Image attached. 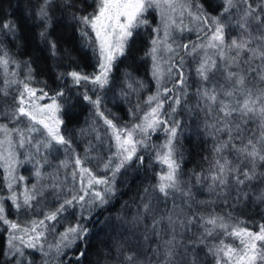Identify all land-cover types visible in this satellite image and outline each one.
I'll use <instances>...</instances> for the list:
<instances>
[{"label": "snow or ice", "instance_id": "snow-or-ice-1", "mask_svg": "<svg viewBox=\"0 0 264 264\" xmlns=\"http://www.w3.org/2000/svg\"><path fill=\"white\" fill-rule=\"evenodd\" d=\"M64 6H71V0H61ZM95 8L92 12L73 15V19L78 21L81 25V35L88 38L89 46L93 48L94 56L98 54L97 71L91 75L83 74L79 71H71L66 75L72 78L74 84L79 85L82 81L91 83L100 90H104L110 82V73L114 62L122 55H124L130 39L134 35V30L141 25H147L148 20L145 13L149 9L159 10L161 16V24L163 27V36L159 35L160 28L153 29L157 32V36L152 39V47L149 49L146 56H151L152 59V76L157 81V91L154 95H150L146 103L150 110L144 113L143 118L139 123L133 124L131 127L125 125L118 126L112 119L104 116L100 111L101 96L98 95L96 99L85 94L84 99L91 103L97 111V114L103 118L104 124L111 132V138L115 141V152L111 153L107 160L103 162V168L106 172L104 177H97L91 168L86 165L89 163L88 153L91 146L85 149L84 156L76 154L74 159L66 158L61 161V167L68 168L73 165L72 179L76 180L77 176L80 179V189L83 195L73 194L70 199H64L63 203L53 210L46 212L43 219L30 220L21 223L19 220L9 219L8 208L6 201L10 200L12 207L17 213L23 209H32L34 207L33 201L37 200L38 196H43V190L37 189L34 184L31 188L25 186L23 192L15 190V185L18 181H24V176L17 177L15 175L17 167L25 161L17 159V148H24L26 144L32 145L36 148V154H40L41 147L50 149L53 147V142L56 145L64 146L65 152L71 149V141L61 134L60 125L63 121L59 118L62 105L58 103V97L64 96L63 91L57 92L55 95L49 97L48 93L42 88L36 89L31 86L33 80L32 70L30 65L25 62L28 71L23 79H16L18 73L15 70L9 69L10 64H14L16 68L20 67V63L15 61L9 55L6 49L4 40L8 36L16 37L17 28L11 21H5L0 24V70H3L5 75L10 74L13 79L4 80V88L0 89L3 94L7 96L8 88L13 85L16 86L18 97H14L15 106L11 110L10 119L19 122L21 118H26L29 123L25 128H9L7 124H0V167L4 168L6 187L9 190L7 197L0 196V226H6L8 232L7 250L4 256L9 261H15V264H24L25 251L24 249H36L45 256L42 238L45 233L54 229L50 222L57 221L61 213L65 212L67 208L79 205L83 210L85 204L94 205L97 202L104 204L110 194L115 193L113 187L117 175L121 169L130 165L134 158L143 163V157L137 156L138 146H146L145 141L149 137L150 131H156L163 127L166 140L160 145L156 151L155 159L162 165V171L158 174V183L154 186L165 199L171 195L173 191H181L180 181L178 179L179 164L177 163L174 153L176 151L174 140L177 137V129L179 122L173 121L169 124L168 119H161L162 109L166 100H173L175 105L181 104V94L177 93L169 96V93L176 92L175 85L173 88L163 87L161 81L165 75V70L161 66L162 57L160 52L163 50L173 55H178L176 49L180 45L173 47L175 40L173 38V30L179 29L184 31L185 25L183 20L177 23L176 19L168 15L169 11H176L175 0H93ZM223 7L219 15L209 16L203 10V6L198 3H193V0H184L181 3V16L186 11L194 20L200 21L205 28L199 29L205 32L206 44L192 45L191 51L196 52L198 48L214 49L213 55L218 56L221 61L225 62V71L227 73L226 79L231 82L232 90L224 91L225 97H232L235 92H241L244 96L242 102L237 101L233 106L230 101L219 99V94L216 89L205 88L202 92L198 91L197 95L201 100L209 103V106L220 104L219 111L223 113L222 126L216 128L217 132H226L228 139L214 147V152L220 154L231 146V148L239 155L243 156L244 160L250 167H243L240 165L233 167L231 162L224 157L215 161L214 172L211 175L212 184L209 186V191L217 192L220 196L226 195V189L229 185V176L232 175L233 182L237 186V196L241 194L247 195L243 192V187L246 182L256 180L258 177H264V172H258V167H264V83L258 90V94L252 88L246 87V77L239 73L231 71V65H238L241 54L245 52L251 55L245 61L249 64L251 71L258 72V78L264 82V64L258 69L251 68V62L259 58L264 62V0L261 3L253 6L249 0H222ZM55 4V0H41L36 12V17L43 23V30L39 33L41 40L47 41L52 54L56 55V44L54 41L48 40V28L51 26L52 16L50 10ZM244 5L245 7H241ZM197 8V12L193 13L191 9ZM235 10V15H233ZM227 16V19L225 17ZM236 27L240 30V35L234 37L230 42L226 40V29ZM91 29V32L88 31ZM92 34L95 39H92ZM171 41V43H170ZM257 42L256 47H252L253 42ZM187 52L189 45H183ZM234 52L235 55L229 57L227 52ZM172 57L169 56V60ZM183 59L181 58V65ZM177 68L175 64L167 68L168 77L171 78L176 75L173 69ZM217 68V60L208 55L205 51V56L201 59L199 67L196 69L197 74L202 80L209 79V73ZM178 83L181 87L185 86L186 78L182 70L177 68ZM65 74H61L63 77ZM134 81L131 76L128 77L127 87L130 91H136L133 87ZM163 87V91L161 88ZM37 92L40 93L37 96ZM187 95V93H183ZM121 95H128L121 90ZM48 98L51 100L50 104L38 105V100ZM154 105V106H153ZM140 105H137L139 110ZM39 110V118L37 116ZM176 108H171V113H175ZM169 113V119L171 118ZM238 114L239 122L232 123ZM258 117L261 124V136L259 140L248 139L246 144L237 146L232 141L234 139H242L243 128L241 122L247 118L251 120ZM40 125V127H37ZM215 127V126H213ZM43 129V131H41ZM33 133H40L44 138L33 143ZM46 133V137H45ZM235 134V135H234ZM139 137V138H137ZM97 139H101L99 134ZM6 146V147H5ZM111 147V145H110ZM45 162H47L45 160ZM37 164L40 162L37 161ZM163 166H166L167 171H163ZM110 172L111 176H107ZM234 174V175H233ZM35 176L39 179L42 177L40 167L35 168ZM85 180L87 181L85 183ZM201 180L197 176V182ZM103 185L102 189L96 186ZM54 189H59V185H53ZM145 193L148 192L146 188ZM184 196H191V192H182ZM86 197L89 199L86 200ZM146 213L151 210V198L148 202L143 204ZM82 215V213H81ZM163 219V218H161ZM170 226L176 224L171 216L168 217ZM199 222L203 228V233L198 237L196 244H205L208 238H216L223 236L225 238L231 237L233 240H238V245L229 243L227 239H220L218 244L208 247V253L213 256L216 264H264V224H261L258 232L249 231L246 227L241 226L242 221H234L231 214L228 216L220 214H210L208 216H196L189 218L186 221L187 225ZM181 227H185V222L181 221ZM160 224V220H153V229ZM88 228L79 223L69 226L64 232L60 233L59 240L55 248L59 255L62 248L71 247L78 240H85L88 235ZM158 234V233H157ZM147 239V237H146ZM175 237L165 242V252L163 264H174L175 254ZM207 246V245H206ZM51 247V246H50ZM118 257L121 254L118 248ZM158 251V250H157ZM187 251V250H186ZM85 253L81 251L80 256ZM159 254V253H158ZM79 259V257H77ZM123 264H140L137 261L135 254H123ZM190 264H198V257L195 249L191 253Z\"/></svg>", "mask_w": 264, "mask_h": 264}, {"label": "trees", "instance_id": "trees-1", "mask_svg": "<svg viewBox=\"0 0 264 264\" xmlns=\"http://www.w3.org/2000/svg\"><path fill=\"white\" fill-rule=\"evenodd\" d=\"M249 2L256 6L261 3V0H249ZM40 3L41 0H0V24L11 21L17 28L15 38L8 36L4 40L11 58L20 63V70L16 71L18 73L16 79H21L22 76L26 75L28 67L25 62H27L32 70V87L42 88L48 93L49 97L59 91L64 92V96L58 97V103L62 105L59 113L60 119L63 121L60 130L61 134L66 138L69 137L71 141L75 140L73 134L77 138V128L83 124L82 117L89 109L90 114L97 115L96 108L84 99L85 94L92 97V99H96L100 95L101 102H103L108 113L114 117L118 115L121 119H124L126 116L124 105L119 101L109 100L105 97L108 86L113 82L111 84L109 82L104 90H100L95 88L93 84L84 81L79 85L74 84L72 78L66 75L74 70L87 75L97 71L95 59H92L90 53L91 46H89L88 38L81 35V25L73 19L74 14L82 15L92 12L95 8L93 0H71V6H64L61 0H55V4L50 10L52 21L51 26L48 28V40L54 41L56 44V60L53 58L49 45L41 40L39 35L43 30V23L36 17ZM193 3L202 5L204 12L209 16L217 15L207 9L202 0H193ZM241 7L245 6L241 5ZM225 19H227V16ZM140 30L136 29L134 31L124 55L114 62L110 76L114 75L119 61H121L120 70L123 66L138 74L143 75L144 72L147 74L144 70L145 66L139 64L141 52L147 50L146 40L141 35ZM88 31L91 32V29H88ZM204 34L205 32L202 31L197 34L186 35L187 37L181 39L179 44L189 45V51H182L184 48L182 50L179 48L178 55H171V57L176 58L170 60L173 62L171 65L175 64L177 68L182 70L186 81L184 87L179 85L177 68H174L173 72L177 74L173 75L172 79L167 77L171 81L166 87L173 88L175 85L176 92L168 95L173 96L180 93L181 104L175 105L173 100H166L161 115V119H168L169 124L173 121L179 122L177 137L174 140L176 148L174 156L179 164L178 179L181 191H173L165 199L157 189H154V186L159 182L158 174L162 171V165L156 161L155 154L158 147L166 140V134L163 127L158 128L156 131H150L149 137L145 141L146 146H138L137 149V156L143 157V163L141 164L138 159L134 158V161L121 169L117 175L113 185L115 193L109 195L107 202L102 205L98 202L94 205L85 204L87 209L84 208L75 218L74 225L79 220V223L85 225L89 230L85 240L76 241L65 251L62 248L59 255L56 252L55 244L45 251L48 253L47 256L42 254L41 257L37 258L36 252H33V259H30L31 264H123V254L127 253L135 254L140 264H163L165 242L171 240L173 236L175 237L174 264H190L193 249L197 253L198 264H216L213 256L208 253V247L218 244L220 239H227L229 243L234 242L233 238L220 236L208 238L206 241L207 246L196 244L194 242L203 233V228L199 222L187 225L186 221L189 218L196 216L198 219L201 215L208 216L210 214L224 216L231 214L234 221H242L241 226L246 227L249 231L258 232L260 230L261 224H264V177L246 182L242 187L243 192L247 195L241 194L238 197L237 186L233 182L232 175H230L225 203L219 202L218 199L214 200L213 197L215 196L212 197V192L209 193L205 188L198 191L196 188L201 187V184L194 182L191 178L193 175L204 174L205 169L209 170L213 167L215 161L221 157L227 158L233 167H236L235 163H237L234 161L236 157L233 154L229 156L226 150L220 154L214 152L213 148L226 141V137L211 139L212 145L215 143L213 147H211V144L208 146L206 140L207 137L211 138V135L217 133L216 128L222 126L223 115L212 111L202 116L194 112L193 109L192 100L197 92L212 87L208 81L202 80L197 74L196 69L200 65V58H198L197 51H191L192 45H196V42H198H195V40L200 38L201 35L203 37ZM92 39L94 40L93 34ZM200 42L205 44L206 40L201 39ZM210 52H213V50H210ZM233 55L235 54H228L229 57ZM181 58L183 59L182 65ZM241 60L246 61L247 59L244 57ZM262 63L264 62L261 60L252 61L251 68L258 69ZM62 73L65 74L63 77H61ZM145 74L141 80L144 85L151 86L152 82H149L148 76H145ZM251 74L257 85L264 83L259 80L257 71H251ZM121 75L122 73L119 71L118 76ZM251 86L249 87L251 88ZM161 91H163V87ZM185 92L187 95L183 94ZM8 93L7 96L0 94V124H7L9 128H12L17 127V125L20 126L23 122H15L10 119L11 110L15 106V96L13 97L10 92ZM37 94L40 95L39 92ZM143 94L145 98L153 95L150 92H144ZM242 96L241 93L236 96V101L241 99ZM219 99L221 98L219 97ZM43 100L44 102H51L48 98ZM144 101L146 100L140 98V106L143 104L144 107L149 108ZM236 101L232 103L233 106H235ZM172 107L176 108L175 113H171ZM169 113H171L170 119ZM195 119L197 120L196 124L195 126L193 124L192 127L191 125ZM204 128L205 137L199 135L200 138L195 135L196 132H203ZM240 146H242V143ZM72 155H75L74 152H72ZM211 159L213 160L212 163L208 162ZM238 162L241 169L245 166L250 167L243 158ZM208 163L210 165H207ZM163 171H167L166 166H163ZM212 171H214V167L207 173H212ZM257 171L264 172V167H258ZM102 173L103 171H98L97 175L104 177L106 172L104 171L105 174ZM107 176L110 177L111 173L108 172ZM2 180L3 174L0 169V194L3 192ZM97 188L102 189L103 185ZM146 188L148 189L147 193L144 191ZM189 191L191 192L190 197L182 194V192ZM196 191L200 192V195ZM149 198H151V210L146 213L143 204L148 202ZM169 216L176 221L174 231L173 226L169 225ZM154 219L160 220V224L156 229L152 227ZM181 221L185 222V227H181ZM129 236L135 239L134 246H128L125 243V239ZM6 239L7 231L3 227L0 229V264H15V261H9L4 256ZM117 247H119L121 253L119 257ZM24 251L25 254L32 252L30 249H24ZM81 251L85 253L83 256H80Z\"/></svg>", "mask_w": 264, "mask_h": 264}, {"label": "rangeland", "instance_id": "rangeland-1", "mask_svg": "<svg viewBox=\"0 0 264 264\" xmlns=\"http://www.w3.org/2000/svg\"><path fill=\"white\" fill-rule=\"evenodd\" d=\"M202 1L204 2L205 7L207 9H210L211 12L213 13L215 12L217 15H218V12L220 13V11L222 10V7H223L222 0H202ZM175 2H176V11L175 12L169 11L167 14L173 16L176 19L177 23H179L182 19L183 25H185L186 27L184 31H180L179 29L173 30L172 35L175 40V44H173L174 48H176V45L179 44L181 39H184L187 37L186 35L191 34V33H195V34L200 33L202 31H200L199 29L206 27L202 25L200 21L194 20L191 16L188 15L186 11L183 13V16H181L180 5L181 3L184 2V0H175ZM191 11L193 13H196L197 8H192ZM235 14L236 13L233 10V15ZM145 17L148 20V24L141 25L140 27L137 28L139 30L141 29L140 30L141 35H143L147 43L146 52L145 50L144 52L142 51L139 56V64L141 66L142 65L145 66L144 70L147 72V74H145V72L144 74L145 76H148V80L149 82H152V85L151 86L144 85V83L141 80L144 74L143 75L138 74L132 71L131 69H129L128 67L127 69L123 66L121 67V70H120L121 61H119L117 64L118 68L115 70L114 75L110 76V84L112 82L113 83L108 86V91L105 93V97L106 99L109 98V100L111 99L113 101H119L121 104H123L126 110V113H125L126 116L124 117V119L123 118L121 119V117H119L118 115H115L114 117L113 115H110V113H108L103 102H101V106H100L101 107L100 109H102L104 116H106L109 119H112L113 122L116 123L120 127H123L125 125L131 127L133 124L139 123L141 119L143 118L144 113L150 110V108L144 107L143 104L140 106L139 110H137V105H140V102H139L140 98L147 100L148 97L147 98L144 97L145 96L143 94L144 92H150L151 94L154 95L157 91V81L152 76V59H151V56H146L145 53H147L149 49L152 47V43H151L152 39L157 36V32L153 31V29H156L159 27L161 29L159 32V35L163 36V27L161 24V16L159 14V10L149 9L148 12L145 13ZM239 35H240V30L236 27H230L226 29V40L228 42H230L232 38L238 37ZM93 36L95 39L94 34ZM201 39H205V34L203 35V37L201 35L200 38L195 40V42L198 41L196 42L197 43L196 45L204 44V42H200ZM45 42L47 43V41ZM46 43L45 45L47 46L48 43L47 44ZM183 45L184 44H181L179 47L181 50L183 49ZM256 46H257V42L254 41L252 44V47H256ZM179 48L176 49L177 52L180 51ZM184 50L185 49H183L182 51ZM210 50H213V52L209 53ZM205 51H207L208 55L212 56L214 59L217 60V68L214 71L209 73V79L207 80L212 86L211 89L215 88L221 99H224L225 101H230L231 103L235 102L236 96H238L241 92H235L234 95L230 98L225 97L223 95L224 91L232 90L231 82L226 79L227 73L225 71V62L221 61L218 56L213 55V53L215 52L214 49L205 50L203 48H198L197 49L198 58L202 59L205 56ZM226 52H227V49H226ZM90 53L92 55V59L93 60L95 59V63L97 66L98 54L97 56H94L92 47H91ZM228 54H235V53L227 52V55ZM171 55L174 56L172 53H167L163 50L160 52V56L162 57L161 66L165 70V75L161 81V84L163 85V87H166V85L169 84V82L171 81V80H168L167 78L168 77L167 68L171 65V63H173L172 61L168 60L169 56ZM250 55L251 53L249 52L242 53L241 58L239 59L238 65L236 64L231 65L232 69L230 70L233 72H239L243 74L247 80L246 87H249L250 85H252L251 88L253 89L255 93L258 94V90L261 89L262 84L257 85V82L252 77L249 64L246 63L244 60H241V59H244V57H246L247 59ZM53 58L55 60L57 59L54 55H53ZM200 59H199V63H200ZM258 60L260 61L259 58L254 59L252 61H258ZM9 69H10V72L11 70H15L17 72L20 70V68L16 69V66H14V64L9 65ZM119 71H121L122 73L120 77L118 76ZM129 76H131L132 81H134L133 87L136 89V91H130L127 87V81H128ZM24 77L25 76H22L21 79H23ZM6 78L9 80L13 79V77L10 74L6 76L3 70H0V89L4 88V80ZM121 90H123L125 93H128V95L126 96L121 95ZM8 92H10V95H12L13 97L14 96L18 97V92H17L15 85H13L11 88H8ZM0 94H3V91H0ZM243 98L244 96H242L241 99H238V100L242 102ZM50 103H51L50 101L44 102V100L37 101V104L41 106L47 105ZM218 104L219 103H217V106L212 105L210 107L209 103H206L203 100H201L200 96L198 95L193 97V100H192L194 112L202 116L212 111L216 112L217 114L220 113L219 115H223V113L219 111L220 104L219 105ZM90 113L91 112L89 109V111L85 114V116L82 117L83 120L80 118L83 121V124H81V126L77 128L78 129V133L76 134L77 138H75V134H73V137L75 140L71 141L69 137L67 138L68 140L71 141V149L68 151V153L65 152L64 146L56 145L54 142H53V147L50 149H44L43 147H41L40 154H36V148L29 144H26L24 148H17L16 150L17 159L20 161H25V162L20 164L17 167L15 175L17 177L24 176L25 180L18 181L15 185V190L18 192H23L25 186H27L28 188H31L32 185L35 184L37 186V189L43 190L44 194L43 196H38L37 200L33 201L34 207L32 209L30 210L23 209L20 213H17L15 208L12 207L11 201L7 200L6 207L8 208L9 219L19 220L21 223L34 220V219L35 220L43 219L44 214L46 212L55 210L59 206V204L63 203L64 199H70L73 194L83 195L82 192H79V189H80L79 176H77L75 181H73L72 179L71 173L73 170V165L70 164L68 168L61 167L60 165H61V161H64L66 158L74 159L76 154H79L80 156L83 157L85 154V149L89 148V146H91V150L88 153L89 163L86 166L91 168L97 177L102 176V175L101 176L97 175L98 171H103L102 174H105L104 173L105 170L103 168V162L107 160L108 156L111 153L115 152V147H114L115 141L111 138V132L107 128V126L104 124L103 118H101L98 114L92 115ZM58 115L60 118V114ZM37 116L39 118V110H37ZM218 118H220V116H218ZM196 121H197L196 119L193 121L191 125L192 127H193V124L195 126ZM20 122L21 123L23 122V123L20 126L17 125V127L19 128H25L29 123V121L26 118H21ZM236 122H239L238 114L236 118L232 120V123H236ZM260 124L261 122L258 117H255L251 120H248L247 118H245V120L241 122V126L244 130L242 139H234L232 143H234L235 145L239 147L241 143L242 144L247 143L248 139L250 138L253 140H259L261 136ZM37 127H40V125H37ZM204 130L205 128L202 130L203 132H200V131L196 132L195 135H198V136L202 135V137H205L206 133L204 134ZM41 131H43V129H41ZM98 134L101 137V139L99 140L97 139ZM32 135L34 138L33 143H35V141L37 140L44 138L40 135V133H33ZM222 136L228 139V134L226 132H217L215 135H211V138L207 137L206 140L208 142V146L211 144V147H213V145L215 144L213 142L214 144L212 145L211 139H218ZM45 137H46V133H45ZM231 149H232L231 146H229V148L226 149V151H228L227 153L229 156L233 154L234 157H236V160L234 161L237 162L235 163V165L237 166L239 164L238 161L241 158L244 159V157L239 156L233 149L232 150ZM72 152H74L75 155H72ZM212 153L214 152L212 151ZM45 160L47 162H45ZM37 161H39L40 163L37 164L36 163ZM212 161H213L212 159L208 160V162L210 163H212ZM210 163H208L207 165H210ZM36 167H40V171L42 173V177L39 179V181H38V178L35 176ZM0 169L3 174V180H2L3 192L0 194V196L7 197L10 193H9L8 188L6 187L5 172H4L3 167H0ZM212 169L213 167L209 168V170L206 168L204 174H202L203 176L201 174H197V175L191 176V178L194 182H197V176H200L201 180L199 183L201 184V187H197L196 189L198 191H201V190H204L205 188V190H207L209 193L212 192V197L213 196L216 197V198L213 197L214 200L218 199L219 202L225 203L226 195L220 196L217 194V192L209 191V185L212 184L211 175L213 174L214 171H212V173H207V172ZM86 182L87 181L85 180V183ZM53 185H59V189H54L52 187ZM99 186L102 187V185H98L96 187H99ZM196 193L200 195V192L196 191ZM87 199L89 198L87 197L86 200ZM74 207L67 208V210L61 213V215L57 218V221L50 222L51 225L54 226V229L47 231L45 233V237L42 238L41 240V243L43 244L44 252L49 250L51 245H54V244L56 245L57 241L59 240L60 233L64 232L67 227L74 225L75 218L80 214V211H82L79 205H77L76 208ZM3 227L6 228V231H7L6 226H0V229H2ZM7 241H8V232H7V239H6V250H7ZM233 241L234 242H231V243H233L234 245H238L239 243L238 240H233ZM125 243L128 246H134L135 239L132 237L130 238L129 236V238L125 239ZM67 249L68 248H63L64 251ZM30 251L32 252H28V254H25L26 258L24 260V264H31L30 259H33L32 258L33 252H36L37 258L41 257V255L43 254V252L36 250V249H30Z\"/></svg>", "mask_w": 264, "mask_h": 264}]
</instances>
